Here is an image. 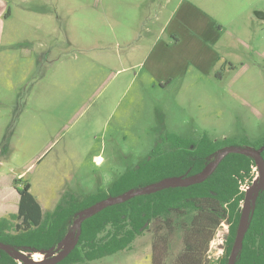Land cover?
Returning <instances> with one entry per match:
<instances>
[{"label": "rangeland", "instance_id": "374dc122", "mask_svg": "<svg viewBox=\"0 0 264 264\" xmlns=\"http://www.w3.org/2000/svg\"><path fill=\"white\" fill-rule=\"evenodd\" d=\"M255 12L264 15V0L12 1L0 41V216L16 208L15 178L53 210L65 193L107 189L156 144L167 149L166 133L257 146L264 16ZM189 216L171 215L170 227L156 218L131 249L77 264H150L154 241L170 264Z\"/></svg>", "mask_w": 264, "mask_h": 264}, {"label": "trees", "instance_id": "16d2710c", "mask_svg": "<svg viewBox=\"0 0 264 264\" xmlns=\"http://www.w3.org/2000/svg\"><path fill=\"white\" fill-rule=\"evenodd\" d=\"M163 138L168 143L167 149L156 144L148 157L113 180L107 189H98L82 197L65 193L53 210L44 212L30 192L31 184L28 181L21 184V178H15L13 188L19 197L18 206L15 212L0 216V241L18 250L47 251L55 248L75 226L79 212L93 203L167 176L196 173L225 148L249 146L247 139H242V145H238L234 138L211 139L206 133L197 140L174 133H166ZM263 144L264 140L253 147ZM262 157L264 159V150ZM255 167L253 157L228 153L212 174L200 183L159 189L107 206L81 221L77 243L55 264L93 261L131 249L152 220L160 218L170 227L173 214L190 216L181 224L182 249L170 264H210L206 251L223 219L230 224L229 234L224 252L215 264H227L245 200L243 187L252 185ZM151 250L150 264H164V247L154 241ZM0 264L23 263L0 249ZM234 264H264V190L256 198L253 215Z\"/></svg>", "mask_w": 264, "mask_h": 264}, {"label": "water", "instance_id": "95a60500", "mask_svg": "<svg viewBox=\"0 0 264 264\" xmlns=\"http://www.w3.org/2000/svg\"><path fill=\"white\" fill-rule=\"evenodd\" d=\"M258 18L263 17L262 12H255ZM264 150V144L256 148L253 146H242V147H228L223 151L219 152L216 157L205 164V166L198 172L190 175H176V176H167L156 182H152L143 187L130 188L123 192L122 194L116 196H107L92 205L82 209L78 217L75 219V226L64 236V238L58 242L55 248H51L47 251L40 250L36 251L33 249V252H43L47 253L51 257L48 261L37 262L34 258L29 256L27 253H30L25 250L14 249L11 245L3 243L0 241V249L6 251L8 254L13 256L16 260L21 261L23 264H55L58 261L62 260L75 246L78 241L80 234L81 221L87 217L92 216L93 214L99 212L103 208L124 202L128 199H131L137 195L149 194L159 189L170 188V187H185L195 183H200L204 181L212 172L216 169L219 162L223 157L228 153H240L246 156H251L254 158L256 166L259 167L258 179H255L250 187L253 188V192L250 195V198L247 199V192L245 194V200L242 205L240 212L238 224L235 231L234 242L230 251V254L227 259V264H234L238 252L242 247L244 235L249 227L253 211L255 208L256 198L261 190H264V159L262 157V151Z\"/></svg>", "mask_w": 264, "mask_h": 264}, {"label": "built area", "instance_id": "2783aa9c", "mask_svg": "<svg viewBox=\"0 0 264 264\" xmlns=\"http://www.w3.org/2000/svg\"><path fill=\"white\" fill-rule=\"evenodd\" d=\"M229 225L227 219H223L215 229L214 235L206 251V256L209 260L212 259V261L216 262V260L223 254L225 242L229 234Z\"/></svg>", "mask_w": 264, "mask_h": 264}, {"label": "crops", "instance_id": "0c3cea01", "mask_svg": "<svg viewBox=\"0 0 264 264\" xmlns=\"http://www.w3.org/2000/svg\"><path fill=\"white\" fill-rule=\"evenodd\" d=\"M12 1H15V0H0V41H1L2 36H3L4 24H5L6 20L11 16V2ZM198 1H200V0H198ZM199 5H201V3ZM173 38H174L173 39V43H176L178 41V39L176 37H173ZM168 43L172 44V43H170L168 41L164 42V44H168ZM12 190L15 191L14 188ZM18 199H19V197H18V194H17L16 208H15V210H12L10 212H15L17 210Z\"/></svg>", "mask_w": 264, "mask_h": 264}, {"label": "bare ground", "instance_id": "6f19581e", "mask_svg": "<svg viewBox=\"0 0 264 264\" xmlns=\"http://www.w3.org/2000/svg\"><path fill=\"white\" fill-rule=\"evenodd\" d=\"M246 192H247V199H249L250 198V195L252 194V192H253V188L252 187H247L246 188ZM29 256H34V254H32V253H27ZM35 261H37V262H39L38 260H35Z\"/></svg>", "mask_w": 264, "mask_h": 264}, {"label": "flooded vegetation", "instance_id": "af4514ba", "mask_svg": "<svg viewBox=\"0 0 264 264\" xmlns=\"http://www.w3.org/2000/svg\"><path fill=\"white\" fill-rule=\"evenodd\" d=\"M247 188V187H246Z\"/></svg>", "mask_w": 264, "mask_h": 264}]
</instances>
